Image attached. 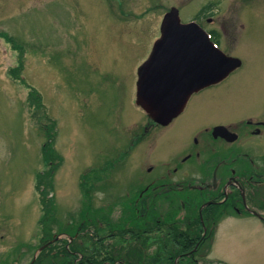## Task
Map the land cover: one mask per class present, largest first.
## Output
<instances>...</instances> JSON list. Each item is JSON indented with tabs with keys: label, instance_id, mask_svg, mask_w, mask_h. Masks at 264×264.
<instances>
[{
	"label": "rangeland",
	"instance_id": "374dc122",
	"mask_svg": "<svg viewBox=\"0 0 264 264\" xmlns=\"http://www.w3.org/2000/svg\"><path fill=\"white\" fill-rule=\"evenodd\" d=\"M206 5L200 23L210 18L208 27L227 25L222 43L242 61L229 76L238 83L224 97L222 89L214 90L215 99L205 105L211 118L222 106L238 113L264 92V0H0V261L11 264L15 256L17 264L32 258L40 264L60 262L61 251L37 249L54 234L70 236L71 220L126 219L118 208L129 201L127 176L136 163L126 143L144 113L134 102L135 70L147 58L170 6L186 22ZM28 86L43 105L29 103ZM52 120V148L61 161L51 175L48 195L54 204L46 220L35 173L50 169L41 143L47 126L42 123ZM89 169L97 181L85 194L78 184ZM153 208L160 209L156 203ZM218 225L208 255L195 256V264H264L262 222ZM161 239L157 231L128 244L119 239L115 246L160 248ZM168 259L179 264L178 258Z\"/></svg>",
	"mask_w": 264,
	"mask_h": 264
},
{
	"label": "flooded vegetation",
	"instance_id": "af4514ba",
	"mask_svg": "<svg viewBox=\"0 0 264 264\" xmlns=\"http://www.w3.org/2000/svg\"><path fill=\"white\" fill-rule=\"evenodd\" d=\"M197 19L201 22V16ZM211 21L205 18L206 24L200 26L224 55L237 58L240 64L222 79L192 91L182 109L166 123L143 113V122L126 143V150L133 153L131 162L136 160L133 173L127 176L128 207L118 208L126 219L121 223L95 220L99 249L93 251L73 243L83 245L77 239L85 231L82 221L68 222L66 226H74V231L68 241L72 248L66 252L75 264L80 259L81 264H169V257L194 261L195 256L208 255L220 221L250 219L264 224V92L238 113L222 106L207 118L203 109L215 99L213 91L222 89L224 97L238 83L229 79L230 74L242 64L222 43L230 32L228 26H206ZM100 179L98 174V182ZM155 203L160 209L153 208ZM151 222L155 227L170 225L159 232L163 238L160 248L115 246L119 239L128 244L135 235L150 234ZM14 257L11 264L18 263Z\"/></svg>",
	"mask_w": 264,
	"mask_h": 264
},
{
	"label": "water",
	"instance_id": "95a60500",
	"mask_svg": "<svg viewBox=\"0 0 264 264\" xmlns=\"http://www.w3.org/2000/svg\"><path fill=\"white\" fill-rule=\"evenodd\" d=\"M238 65V59L213 48L197 24L180 23L171 7L161 18L149 55L136 69L135 103L153 121L164 124L182 109L192 91L220 80Z\"/></svg>",
	"mask_w": 264,
	"mask_h": 264
},
{
	"label": "trees",
	"instance_id": "16d2710c",
	"mask_svg": "<svg viewBox=\"0 0 264 264\" xmlns=\"http://www.w3.org/2000/svg\"><path fill=\"white\" fill-rule=\"evenodd\" d=\"M205 8H207V6H205L204 8H202V11H205L206 10ZM16 70H18V68ZM15 78H17V76H15ZM27 96H28V100L30 101L29 103H31L33 105V107L39 106L38 103H40V99H39L40 97L38 96V94L33 89H29V91L27 92ZM44 127L46 129V131H45V133H46V136H45L46 137V140H45L44 145L41 148V157H42L43 163H46V162L49 163L48 165L50 166V169L47 170L44 173V175H42L41 172H37L35 174V177H36V181H35V185L36 186L35 187H36V190H38V194H39L38 199H39V204L41 206L40 209H41L42 215L45 216V219L47 220L49 218L47 216L50 213V210H52L53 204H54L53 198H52V194L48 196V194L51 193V191H52V178H51V175L53 174V172H54V170L56 168V165H58V163L61 161V159L58 156V154L56 152H54V150L52 148V142L54 140V132L52 131V129H53L52 124L51 125H48L47 124V126H44ZM53 158L57 162L53 163V161H54V160L52 161ZM89 172H91V170L88 171L84 175V177H88V173ZM41 175H42V177H41ZM91 178H94V181L96 180V176H92ZM89 183H87V182H85L83 180L80 183V189H82L85 194H87V192L89 190ZM96 217L97 216L91 217L89 219L90 220H96L95 219ZM39 220H43V219H39ZM175 232H176V230L173 231V233H175ZM45 241H48V239H45L42 243H44ZM56 244L57 243H53V244L49 245L48 247H46L44 249V251L48 252L47 251V248L48 249H51V250L54 247L56 248L57 247ZM141 245H143V244H141ZM58 249L59 250H56V251H61L62 252V255L61 256L60 255H56V258L57 259H59V257H61L60 262H54V259H53V261L51 260V261L48 262L49 264H75L73 262V257H70L67 254V252H66L67 249H65L63 247V245L59 246ZM49 253L50 252H48V254ZM40 257L41 256H39L38 259H40ZM92 259H94V257H92ZM82 262L83 261L80 259L79 262L76 263V264H81ZM178 263L179 264H192L191 261H189V260H185V261L179 260ZM33 264H40V263L39 262L37 263L36 261H34Z\"/></svg>",
	"mask_w": 264,
	"mask_h": 264
}]
</instances>
